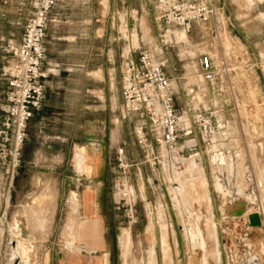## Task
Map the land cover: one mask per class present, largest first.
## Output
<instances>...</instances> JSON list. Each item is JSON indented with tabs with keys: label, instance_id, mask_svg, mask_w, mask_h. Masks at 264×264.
Wrapping results in <instances>:
<instances>
[{
	"label": "rangeland",
	"instance_id": "374dc122",
	"mask_svg": "<svg viewBox=\"0 0 264 264\" xmlns=\"http://www.w3.org/2000/svg\"><path fill=\"white\" fill-rule=\"evenodd\" d=\"M127 1L130 9L135 11L134 21L128 20L123 11L116 15L112 30L113 51L116 55L121 52L130 22L132 58L135 60L139 52L149 51L157 63H162L171 78L178 125L192 130L188 136L179 132L177 146L185 150V159L198 153L196 161L200 164L194 162L196 171L192 172L188 165L185 169V160L180 169L159 164L136 144L134 138L122 165L117 167L120 162L117 164L114 154L110 153L103 184H96L95 179L88 184L98 200V214L85 220L79 206L80 222L93 220L97 223V231L87 237L80 230L78 235L70 237L62 234L68 210L66 200L69 192L74 190L80 200V192L87 186L83 182L77 184L75 176L79 173L72 170L71 154L66 167L26 166V162L22 164V152L21 163L15 169L0 160V264H89L91 261L92 264H154V259L149 262L148 258L151 246L155 250L156 264H162V230L167 241L163 242L164 264H203L204 260L207 264H253L249 262L252 256L257 258V264H264V203L261 201L264 199V61L256 64L229 27L214 35L206 26L201 34L198 30L187 34L188 44H176L174 33L181 30L167 27L156 19L154 6L157 0ZM114 2L119 5V0ZM17 5L13 0L11 5L3 7V0H0V133L6 109L3 99V91L5 97L7 90L5 73L12 60L6 47L20 42L29 14L28 7ZM226 5L230 13L237 11L246 21L256 23L264 19V15H258L264 11V0H256L250 8H246L244 0H226ZM124 53H128L127 48ZM202 54L224 57L231 66L229 77L222 82L225 88L221 96H215V90L200 76L198 60ZM124 59H117L110 72L114 94L119 90L118 78ZM118 113L121 121L129 118L124 116L121 108ZM199 113L212 116L216 133L213 149L229 157L234 172L241 168L240 187L244 194L256 196L253 203L234 193L222 204L213 188L211 150L205 149L197 124H194V117ZM130 119L134 137V129L143 121L137 116H130ZM2 146L3 134H0V149ZM12 146L9 137L6 148ZM153 152L158 155L162 149L153 146ZM28 158L26 155L24 160ZM87 166L82 174H90ZM101 173L99 156L93 174ZM221 179L236 190L235 176L228 177L223 171ZM171 184L179 188L176 190ZM47 203L54 205V211ZM239 203L245 205V211L230 214L229 207ZM218 206L224 210L212 211ZM32 208L36 211L35 218H28L27 211ZM186 209L195 216H189ZM255 211H258L261 224L253 227L247 213ZM27 218L33 220L29 222ZM192 224L203 240L199 247L191 246L186 231ZM206 228L210 229V239L216 244L214 257H208L213 243L208 237L205 239ZM122 232L129 235L130 245L124 234L125 238L120 236L129 250L127 247L122 250L121 240L120 250L118 248L117 238ZM87 248L94 251L87 252Z\"/></svg>",
	"mask_w": 264,
	"mask_h": 264
},
{
	"label": "crops",
	"instance_id": "0c3cea01",
	"mask_svg": "<svg viewBox=\"0 0 264 264\" xmlns=\"http://www.w3.org/2000/svg\"><path fill=\"white\" fill-rule=\"evenodd\" d=\"M16 1L18 7L26 6L29 8V0ZM244 1L246 8L254 6L256 2V0ZM215 2L223 5L225 10L223 25L219 29L224 30L229 27L230 32L246 49V53L254 57L256 64L263 62L264 19L257 20L256 23L246 21L245 17L239 16V12H229L226 0H215ZM12 3L13 0H3V7ZM127 3V0H119L117 6L114 0H57L49 13L44 39L45 59L42 65L45 75L43 79L44 97L40 108L33 112L27 125L28 137L23 145L22 164L26 162L25 165L30 167H66L71 154L70 163L74 172L76 171L72 165L73 150L75 147L85 149L88 156L86 164L90 167V174L85 175L76 172L78 175L75 176L77 184L83 182L87 185L81 190L79 200L81 216L85 220L99 212L98 200L88 184H91L92 180L95 179L96 184L102 185L106 169L110 164L109 154H114L117 164L120 162L117 165L119 167L122 165V161L126 159L130 150L129 145L134 144L130 117L126 121H121L118 113L121 108L120 77L118 78L119 90L116 94H114V84L112 77H110L114 62L117 59L119 61L127 58V56L132 57L134 53L133 34L129 32L130 22L127 28L128 36L123 42L121 52L119 51L116 55L112 47L114 40L112 30L113 23L117 18L116 15L123 11L128 20L134 21L133 14L135 11L130 9ZM258 15H264V11L259 12ZM203 29L205 28L195 27L191 33L198 30L201 34ZM182 33L186 38L185 41L178 40V36ZM173 40L176 44L189 43L188 35L183 31L174 33ZM125 48L128 50L126 55H124ZM169 79L170 89L174 96L171 78ZM222 82L209 84L215 90V96H221L222 89L225 88ZM197 116L194 117V124ZM181 120L186 122L184 117ZM178 126L179 132L182 131L184 136H188L192 131ZM178 148L181 150L183 158L185 150L182 147ZM123 151L125 152L124 156H122ZM26 155L29 158L25 161ZM99 156L102 173L94 175ZM197 156L198 153L190 155L186 159L183 158L186 163L185 169L189 159L195 157L194 162H197ZM160 164L171 167L166 160H160ZM223 171H226L229 177V170L222 168L221 174ZM237 171L241 180V168L239 167ZM74 191H70L69 194ZM242 193L244 192L242 191ZM209 200L211 204L210 196ZM47 204L54 211V205L52 203ZM220 209L221 206H218L214 207L212 211H220ZM97 228V223L93 220L85 221L81 232L88 237L97 231ZM124 233L129 245L131 243L128 233L122 232L117 238L119 250V238ZM160 245L162 264H164L162 234ZM150 248L154 251L153 263L156 264L155 250L153 246ZM146 260L147 254L145 262Z\"/></svg>",
	"mask_w": 264,
	"mask_h": 264
},
{
	"label": "built area",
	"instance_id": "2783aa9c",
	"mask_svg": "<svg viewBox=\"0 0 264 264\" xmlns=\"http://www.w3.org/2000/svg\"><path fill=\"white\" fill-rule=\"evenodd\" d=\"M56 2L29 0V14L21 40L6 47L12 60L5 73L6 109L0 133L3 134L0 160L13 169L21 163L27 124L44 97V39L49 13ZM155 10L157 20L186 34L195 27L207 26L214 35H218L225 18L223 5L216 4L215 0H157ZM198 65L201 78L209 84L224 81L232 70L224 57L213 58L208 54L200 56ZM120 96L124 116H137L143 121L139 128L134 129L136 144L150 154L153 161L160 164V160H166L172 168L180 169L183 154L177 146L179 126L175 99L162 63H157L151 52H139L135 60L132 57L124 59L120 69ZM196 124L205 149L210 150L215 134L212 116L199 114ZM9 137L13 141L12 151L6 148ZM153 146L162 149V153L154 155Z\"/></svg>",
	"mask_w": 264,
	"mask_h": 264
},
{
	"label": "bare ground",
	"instance_id": "6f19581e",
	"mask_svg": "<svg viewBox=\"0 0 264 264\" xmlns=\"http://www.w3.org/2000/svg\"><path fill=\"white\" fill-rule=\"evenodd\" d=\"M178 40H182V41H185L186 40V38L183 35V33L178 36ZM215 147H217V145H215L214 148ZM210 150H211L210 151L211 152V155L209 157V161H210L211 167L213 169V188L219 194V196H220V198L222 200V204H225V202L229 199V197H231L233 195V193H236L238 195H242V196H244L245 200H247L249 203H253L254 200L256 199V196L253 195V194H244V193H242L243 190L240 187V181L241 180L239 178L240 177L239 172L237 171V169L234 172L233 165H232V162L230 161L229 157L225 156L222 152H219L218 149H213V146H212V148ZM73 151H74V154H73V157H72V165H73V168H74V170L76 172H78L79 174H82L81 172L84 173V171H86L85 169H88V168H86V166H87L86 165V162L88 161V156L85 154V149L82 148V147H75V149ZM194 159H195V157H194ZM194 159L191 158V159L188 160V170L191 171V172L192 171H196V166H195V163H194ZM222 168H227L229 170V177H231L232 175L235 176V179H236V182H235L236 190L233 187H228V185H226V183L223 182V180L221 179V172H220V170ZM89 172H90V167H89ZM85 174L87 175V172H85ZM229 182H230V180H229ZM173 188L176 189V190L178 189V187L176 185H173ZM72 193L69 194V197H68V200H67V209H68L67 211L68 212L66 214L65 221H64V224H63V229H62V234L63 235H70V237H71V235H73V236L76 235V234L78 235L80 233V230L82 231V227H83V221L80 222L81 220H80V215H79V211H78L79 210V206H80V202L78 200L77 195L75 196L74 193L73 194ZM263 200L264 199L261 200L262 203H264ZM244 208H245V205L242 204V203H239V204L230 206L229 209H228V211H229L230 214H237L240 211H242ZM34 209L35 208H32L31 210L27 211L30 214V216L29 215L28 216L26 215L28 218H35L36 211ZM221 209H222V211L224 210L222 206H221ZM187 211H188L189 216H192V215L195 216V214H193L190 210H187ZM243 211H245V209ZM247 211H250V209H247ZM256 213H258V211L248 212L247 213V218L249 217V215H255ZM203 217H204V221H205L204 214H203ZM28 218H27V221L29 220V222H30V220H33V219H28ZM202 224H203V222H202ZM78 225H79V227H78ZM42 226H44V222L42 223ZM193 227H195V226H193V224H192L189 229L188 228L186 229V231L188 232L187 234H189V238L191 240V246L192 247H194V246L199 247L200 245L203 244V240L200 237L199 230L194 229ZM206 227H207V224H206ZM196 228H198V227H196ZM200 230H202V229H200ZM209 230L210 229H207V228L205 230L206 231L205 232L206 233L205 234L206 235L205 236V239L208 237V240L211 243H213V245H212V247H211V249L209 251L208 257L209 256L214 257L215 256V254H214V251L215 250L214 249L216 248V244H215L214 241H212L210 239L211 232ZM161 234L163 236V242H164V240H165V232H164V230H162V233ZM124 235H125V233H124ZM124 235H122L123 238H125ZM74 237H73V240L75 239ZM122 237H120L119 240H121V242L120 241L119 242L121 243V245L123 247L122 250L124 249V251H125L128 247L126 246L125 239L124 240L121 239ZM70 244H71V242H70ZM63 245H65V244H63ZM68 246H70V245H68ZM124 247L125 248L127 247V248L125 249ZM67 249H68V247H67ZM76 249L78 250L80 248H76ZM199 249H201V247ZM83 250H84V248H83ZM91 250L94 251V249H88L87 248V252H89ZM128 250H129V248H128ZM123 253L124 252L122 251V254ZM148 258H149V262H152L153 259H154V251L151 248H150V250L148 252ZM249 262H252L253 264H257V258L255 256H252L250 258ZM203 264H207L206 260L203 261Z\"/></svg>",
	"mask_w": 264,
	"mask_h": 264
},
{
	"label": "water",
	"instance_id": "95a60500",
	"mask_svg": "<svg viewBox=\"0 0 264 264\" xmlns=\"http://www.w3.org/2000/svg\"><path fill=\"white\" fill-rule=\"evenodd\" d=\"M231 197H229V198H231ZM248 220H249V224L251 226H253V227L259 226L261 224L260 217H259V214L258 213H256L255 215H249Z\"/></svg>",
	"mask_w": 264,
	"mask_h": 264
}]
</instances>
